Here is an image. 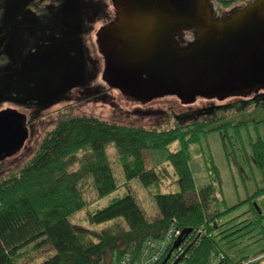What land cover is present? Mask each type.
Listing matches in <instances>:
<instances>
[{
  "label": "trees",
  "instance_id": "1",
  "mask_svg": "<svg viewBox=\"0 0 264 264\" xmlns=\"http://www.w3.org/2000/svg\"><path fill=\"white\" fill-rule=\"evenodd\" d=\"M218 1L229 7L237 0ZM213 9L215 17L230 10L217 9L214 4ZM250 123L258 129L264 125V118L228 119L227 114H219L211 119L198 118L186 124L157 128L108 121L94 115H63L42 137L25 165L0 179V264H18L32 250L46 245H51L55 253L38 264H120L127 254L138 258L145 242L163 238L173 223L183 230L184 237L194 233L185 248L198 230H203L178 264H209L218 249L224 253L218 264H264L261 257L264 252L253 258L234 259L221 243L230 250L231 241L243 228L228 233V228L221 229L224 223L220 222L237 205L250 203L249 211L255 217L247 225L259 224L260 232L264 233V214L255 206L257 198L264 194V187L234 206L222 208L225 200L219 168L209 158L210 181L198 188L189 150L191 144L198 143L211 131L222 134L227 149L229 144L233 145L229 129L241 137V129ZM174 142L179 143L178 149L169 151L156 164L165 161L173 167L180 189L156 192L153 196L157 212L148 216L130 181L139 178L146 186H160L162 178L168 175L167 168L148 167L146 153L168 150ZM110 143L115 144L122 162L128 192L87 213L93 225L109 222L95 228L71 217L118 189L107 151ZM250 144L257 163L264 167V136L258 132ZM171 249L172 246L154 264H174L169 255Z\"/></svg>",
  "mask_w": 264,
  "mask_h": 264
},
{
  "label": "rangeland",
  "instance_id": "2",
  "mask_svg": "<svg viewBox=\"0 0 264 264\" xmlns=\"http://www.w3.org/2000/svg\"><path fill=\"white\" fill-rule=\"evenodd\" d=\"M62 1L0 0V107L9 104L26 113L29 128L24 144L0 158V179L25 165L42 137L63 115H94L108 121L157 128L186 124L198 118L211 119L219 114H227L228 119L264 118V88L245 97H198L193 103L185 104L175 95L143 102L109 86L102 78L105 57L96 34L100 27L116 19L111 0H72V12L66 19L68 25L63 22L62 15L66 8L65 0ZM210 1L217 9L232 10L249 0H237L229 7L222 6L218 0ZM187 38L193 39L190 32ZM242 110V114H237ZM228 132L233 145L229 144L227 149L218 131L202 136L189 149L198 188L210 181L207 167L209 158L212 157L219 168L225 200L221 203L222 208L234 206L264 187V167L257 163L250 144L258 132L264 136V125L256 129L250 123L241 129V137L236 136L233 129ZM178 147L179 143L174 142L168 150L146 153L148 167L167 168L168 175L162 178L160 186H146L139 178L130 181L133 193L148 216L157 212L153 196L156 192H175L180 189L173 167L165 161L156 164L169 151H175ZM107 151L118 189L71 217L78 223L95 228H101L109 222L93 225L87 219V213L128 192L115 144L110 143ZM257 199L264 214V194ZM250 206V203L237 205L220 220L224 223L221 229L228 228V233L243 228L231 241L233 245L230 250L227 244L221 243L236 260L245 256L253 258L264 252V233L260 232L262 226L247 225L255 217L249 211ZM54 253L55 249L46 245L32 250L29 257L21 259L18 264H38Z\"/></svg>",
  "mask_w": 264,
  "mask_h": 264
},
{
  "label": "water",
  "instance_id": "3",
  "mask_svg": "<svg viewBox=\"0 0 264 264\" xmlns=\"http://www.w3.org/2000/svg\"><path fill=\"white\" fill-rule=\"evenodd\" d=\"M111 2L116 19L96 35L105 57L102 78L123 94L143 102L175 95L190 104L264 88V0H249L221 17L210 0ZM25 119L15 109L0 111V158L24 144Z\"/></svg>",
  "mask_w": 264,
  "mask_h": 264
},
{
  "label": "built area",
  "instance_id": "4",
  "mask_svg": "<svg viewBox=\"0 0 264 264\" xmlns=\"http://www.w3.org/2000/svg\"><path fill=\"white\" fill-rule=\"evenodd\" d=\"M202 232L203 230L199 229L197 234L200 233L201 236ZM193 235L194 233H191L188 237H184L183 230L173 223L163 238L147 240L138 258L134 259L130 254H127L120 260V264H154L161 259L171 246L172 249L169 255L175 264L176 259L185 251V246ZM178 240H180L179 244L175 246V242ZM223 255L222 250L218 249L211 255L209 264H218ZM261 257L264 258V254Z\"/></svg>",
  "mask_w": 264,
  "mask_h": 264
},
{
  "label": "crops",
  "instance_id": "5",
  "mask_svg": "<svg viewBox=\"0 0 264 264\" xmlns=\"http://www.w3.org/2000/svg\"><path fill=\"white\" fill-rule=\"evenodd\" d=\"M61 2H63V1L61 0ZM71 5H72V0H65L64 6H65L66 9H65V12L62 15V18L64 19L63 22L66 23L67 25H68L69 21L67 22L66 19L68 18V14L70 12H72L71 9H70Z\"/></svg>",
  "mask_w": 264,
  "mask_h": 264
},
{
  "label": "flooded vegetation",
  "instance_id": "6",
  "mask_svg": "<svg viewBox=\"0 0 264 264\" xmlns=\"http://www.w3.org/2000/svg\"><path fill=\"white\" fill-rule=\"evenodd\" d=\"M19 14H21V13H19ZM18 17H19V16H18ZM7 109H15V110H17V108H16L15 106H12V105H9V104H4V106H1V107H0V111H2V110H7ZM18 111H19V109H18ZM19 112L23 113V114L25 115V117L27 116L26 113H24V112H22V111H19ZM24 124H25V127H26L27 130H28V135H29V128H28V120H27V118L25 119ZM28 135H27V137H28ZM27 137H26V139H27ZM26 139H25V141H26ZM25 141H24V142H25Z\"/></svg>",
  "mask_w": 264,
  "mask_h": 264
}]
</instances>
